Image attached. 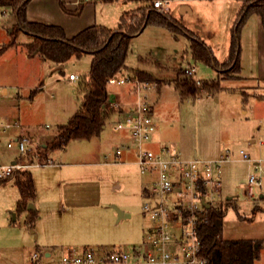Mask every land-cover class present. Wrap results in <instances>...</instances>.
Wrapping results in <instances>:
<instances>
[{"label": "rangeland", "instance_id": "374dc122", "mask_svg": "<svg viewBox=\"0 0 264 264\" xmlns=\"http://www.w3.org/2000/svg\"><path fill=\"white\" fill-rule=\"evenodd\" d=\"M15 23L13 12L0 7V48L9 42ZM154 28L132 38L120 74L138 79L134 72L140 71L150 76L145 93L155 108L158 133L183 160L189 161L194 154L203 162L224 157L220 163L221 185L207 198L212 207L224 210L223 240L264 241V64L255 60V26L248 35V48L243 46L241 78L235 80L230 79L234 75L229 68L217 72L195 62L187 37ZM31 39L21 32L16 45L0 56V91L4 87L9 93L0 99V113L7 114L8 122L20 119L37 144H43L79 109L81 83L88 77L92 56H73L57 69L39 53H29L26 43ZM189 67L196 71L192 76L184 72ZM70 73L79 77L74 84L69 83ZM190 78L196 87H200V81L219 80V89L203 91L196 97L184 96L177 85ZM120 87L108 86L112 94ZM111 116L105 128L90 140L76 139L63 149L49 152V159H39L54 164L28 169L35 182V197L30 201L37 212L34 224L26 222L28 211L17 212L19 192L14 180L0 183V264H31L34 252L49 251L52 257L47 260L51 261L60 259L66 249L128 251L146 240L151 221L144 216L143 206L153 203L145 192L151 179L140 174L130 153L115 157V149L125 150L122 144L126 140L132 143V139L114 133ZM17 130L11 129L10 134ZM241 151L249 161L242 158ZM12 157L16 158L15 149L0 148L2 161ZM254 162H258V170ZM58 164L66 167L62 172L69 173L62 176L65 182L57 189L54 181L62 168ZM251 174L261 184L253 186L250 195ZM117 209L128 216L118 219ZM257 264H264L262 257Z\"/></svg>", "mask_w": 264, "mask_h": 264}, {"label": "trees", "instance_id": "16d2710c", "mask_svg": "<svg viewBox=\"0 0 264 264\" xmlns=\"http://www.w3.org/2000/svg\"><path fill=\"white\" fill-rule=\"evenodd\" d=\"M29 1L0 0V7L9 8L16 17V23L11 27L9 42L0 48V56L9 47L16 45L17 37L21 32L27 33L32 38L26 43L30 54L39 53L45 60L56 66L68 62L73 56L80 57L85 54L92 56L88 77L81 83L83 98L79 109L66 123L59 125L52 137L37 146L38 157L43 161L49 159L47 156L49 152L63 149L71 141L90 140L92 136L98 135L106 126L108 118L117 112L110 100L107 81L125 69L131 40L145 26L154 24L174 34L187 37L189 53L195 62L204 63L216 71L229 68L233 75L240 72L239 36L250 15L255 14L260 18L264 33V0H239L242 6L230 32L229 55L225 61L218 63L203 40L168 14L154 7L143 6L123 13L116 28L94 24L67 39L60 26L28 21L25 8ZM135 74L141 81L149 82L151 79L147 73L135 71ZM200 83V87H196L194 80L190 78L179 82L177 86L182 88L184 96L193 95L194 97L203 91L213 92L219 89V80L200 81ZM14 174V185L19 192L15 205L17 212L28 211L26 222L32 225L37 217L35 209H28V203L35 197L32 173L16 171ZM10 180L12 179L0 181V183ZM204 216L205 219L198 221L196 232L201 253L206 259L205 264H257V260L261 257L263 241L223 240L224 210L211 206L205 210Z\"/></svg>", "mask_w": 264, "mask_h": 264}, {"label": "built area", "instance_id": "2783aa9c", "mask_svg": "<svg viewBox=\"0 0 264 264\" xmlns=\"http://www.w3.org/2000/svg\"><path fill=\"white\" fill-rule=\"evenodd\" d=\"M88 1V0H85ZM163 2L155 0L152 8L161 9ZM186 75L195 74L193 67L184 70ZM78 76L70 74L69 80ZM199 82L197 81V84ZM130 85L135 97L133 106L124 109L118 102L112 106L117 110L118 117L114 121L115 132L127 131L132 139L136 154V166L140 174L151 177L150 187L145 188L146 194L153 203H145L143 214L151 221L147 238L139 247L131 250H116L101 253L91 249L74 251L66 249L57 260L45 253H32L31 264H205L206 259L201 253L196 227L198 221L205 219V207L212 191L220 186L221 173L219 161H200L199 159L183 160L177 152L162 145L157 151L147 148L153 138L157 125L152 118V107L146 99L145 91L149 83L135 78L133 75L117 74L107 81L108 85ZM2 88L0 99L8 96ZM20 128L17 121H0V148L16 150V158L7 161L0 159V181L13 179L16 171H28L33 166H45L52 161L40 162L37 154V142L29 135H11V129ZM4 140V142H2ZM122 150L114 151L119 157ZM242 158L249 161V156L241 151ZM108 159V157H105ZM258 170V162L253 163ZM249 194L251 188L261 182L255 175H250ZM209 203V202H208ZM202 209L204 211H202ZM261 257L264 263V241L261 244ZM47 260V261H46Z\"/></svg>", "mask_w": 264, "mask_h": 264}, {"label": "crops", "instance_id": "0c3cea01", "mask_svg": "<svg viewBox=\"0 0 264 264\" xmlns=\"http://www.w3.org/2000/svg\"><path fill=\"white\" fill-rule=\"evenodd\" d=\"M153 1L155 0H88V1L30 0L26 5L25 12H26L27 20L30 22L44 23L54 26L57 25L62 27L66 38L70 39L73 37V35L77 34L78 32L86 28H89V26L94 24L107 26L109 28H116L123 13L127 11H134L136 10V8L143 6L152 8ZM160 1L163 2V6L161 7V9L158 8L157 9L161 12L168 14L177 23H180L184 28H187L192 33H194V35H196L199 39L203 40L206 43V45L210 48L212 55H214L218 63L223 62L228 58L229 55L228 51L231 40L230 32L234 25V19L239 9L242 6L239 0H160ZM246 21L247 22L242 27L239 36L241 42L240 58L241 60L243 58V54H242L243 46L246 48H248L249 46V44L247 45V42L250 39V37L248 36L250 29L252 28V26H255L257 31L256 37L258 39V43H257V54H255L254 52L253 53L257 57L255 60L258 61V64L260 65L262 63L264 64V33L260 18L257 15L252 14ZM153 27H155L154 29L156 28L165 29L163 27L154 24L151 25V27L145 26L142 29V31L137 33V35L134 37H137L145 30H152L149 28H153ZM236 78L239 79L241 78L240 72L238 74H235L234 78H230V79L235 80ZM78 79L79 77L74 81L69 80V83L74 84ZM108 86H107V90L110 95L111 103L116 101L124 109H130L133 106L132 104L135 101V97L132 94V89L130 85L128 84L123 85V87H120L119 91L113 92V94L109 90ZM4 89L7 90L6 88ZM151 107H152V118L157 125V129L152 136L153 138L146 146H155L156 148L154 149V151H157V149L160 146L162 145L169 146V145L166 144V137L158 133V122L154 120L155 108L152 105ZM5 116H7V114L1 111L0 121H6ZM71 116L69 117V119L71 118ZM111 117H113L114 120H116L118 115L115 113ZM12 121H17V120H12ZM19 121L17 122L19 123L20 128L15 132L14 135L17 134L29 135L30 137H32L34 141L38 142L36 138H34V136L32 135L31 131H28L30 130V128L24 127V124L21 122L20 119ZM46 127H48V125ZM114 133L119 135V137L121 136L120 138L123 139L129 137L127 131H121V132L114 131ZM10 135L11 134H8V136ZM127 142L128 140L124 141V143L122 144V145L125 144L126 147L125 150L122 149L121 155L119 157L121 158L125 154L128 155V153H130L134 157L133 163L136 166L135 164L136 154H135L134 146H132L133 145L132 143L130 142L127 143ZM253 142L254 140L251 141V143ZM115 157L117 156L115 155ZM195 158L199 159L197 154H194V157L190 159H195ZM52 164H54L53 161ZM61 166L62 168H59V170L57 171L59 172L58 180L54 181L55 182L54 187L57 189L58 186H60L63 182H65L63 181L64 178H62V176L65 173H69V171L65 173L62 172L63 169H65L66 167L60 165V167ZM148 177L149 179H151L150 176ZM68 180H70V178ZM31 209H34V205L33 208ZM120 212L121 213L119 214L118 219L128 216V214H126L125 211H120ZM150 226L147 228V232L149 231ZM45 254L48 256H52V253H50L49 251L45 252Z\"/></svg>", "mask_w": 264, "mask_h": 264}, {"label": "water", "instance_id": "95a60500", "mask_svg": "<svg viewBox=\"0 0 264 264\" xmlns=\"http://www.w3.org/2000/svg\"><path fill=\"white\" fill-rule=\"evenodd\" d=\"M35 53H36V52H33L32 55L35 54ZM62 66H63L62 64L58 65L57 69H58V68H62ZM44 146H45V145H44ZM44 146H43V147H44ZM260 197H261V196H260ZM202 204H203V206L205 207V209L211 207V204L208 203V202H205V200L202 201ZM31 208H33V205H32L31 202H29V203H28V209L30 210ZM117 210H118V212H119V214H120V213H121L120 210H119V209H117Z\"/></svg>", "mask_w": 264, "mask_h": 264}]
</instances>
